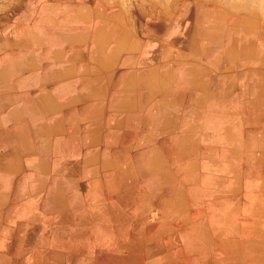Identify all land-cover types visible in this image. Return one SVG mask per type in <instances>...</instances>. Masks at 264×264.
I'll return each instance as SVG.
<instances>
[{
    "label": "crops",
    "instance_id": "crops-1",
    "mask_svg": "<svg viewBox=\"0 0 264 264\" xmlns=\"http://www.w3.org/2000/svg\"><path fill=\"white\" fill-rule=\"evenodd\" d=\"M179 8L173 18L26 0L0 21V264H77L84 228L92 250L91 220L77 230V217L87 225L82 202L108 184L119 154L154 162L172 152L176 131L236 114L253 87L264 96V61L254 84L242 50L264 19L226 5L212 16L201 4ZM236 25L249 33L240 46Z\"/></svg>",
    "mask_w": 264,
    "mask_h": 264
},
{
    "label": "rangeland",
    "instance_id": "rangeland-1",
    "mask_svg": "<svg viewBox=\"0 0 264 264\" xmlns=\"http://www.w3.org/2000/svg\"><path fill=\"white\" fill-rule=\"evenodd\" d=\"M23 1L0 0V21ZM92 1L123 6L133 14L161 12L173 18L183 4H201L210 9V16L226 5L240 17L247 13L253 20L264 19V0ZM258 25H252V47L242 50H251L254 84L259 85L264 33L257 34L262 31ZM221 27L220 32H230L224 31L229 25ZM232 27L240 46L244 35H239L248 32L240 25ZM261 92L253 87L251 101L245 105L243 99L236 114L222 111L214 119L176 131L172 152H157L154 162L138 160L148 154H119L108 170V184L94 187L91 201L82 202L91 218L86 215L85 226L77 217V230L90 228L91 220L92 250L84 247V228L77 234V264H264ZM165 139L160 137L159 144Z\"/></svg>",
    "mask_w": 264,
    "mask_h": 264
}]
</instances>
